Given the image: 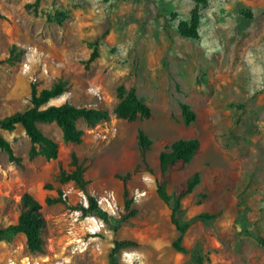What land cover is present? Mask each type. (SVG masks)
Masks as SVG:
<instances>
[{
    "label": "rangeland",
    "instance_id": "374dc122",
    "mask_svg": "<svg viewBox=\"0 0 264 264\" xmlns=\"http://www.w3.org/2000/svg\"><path fill=\"white\" fill-rule=\"evenodd\" d=\"M34 1L0 0V59L12 47L22 49L18 59L0 64V118L30 106L31 84L40 90L58 80L66 90L45 106L92 105L108 117L93 126L79 119L84 134L78 144L65 143L54 122L39 123L59 144L51 160L28 157L30 141L21 126L1 130L21 162L0 151V227L16 221L25 191L41 202L46 222L42 253L30 252L17 234L0 243V264H107L114 239L135 241L120 250L118 264H264V0H207L196 38L178 29L190 18L192 0ZM30 47L47 53V72L43 60L36 61L34 79L20 68ZM94 49L98 56L87 63ZM119 85L135 87L151 115L117 117ZM91 86L99 87L102 99L93 97ZM182 102L196 114L188 125ZM139 129L152 141L145 150L137 143ZM192 137L199 139L197 151L170 172L167 186L172 194L200 173V183L181 201L178 218L189 226L182 241L187 252H180L172 246L178 231L170 221L171 202L156 192L158 155L175 139ZM72 151L84 189L61 179L62 171L74 169ZM69 184L75 190L64 200ZM78 190L93 198L113 190L120 207L86 250L71 253L66 213L79 207ZM125 190L136 214L123 219Z\"/></svg>",
    "mask_w": 264,
    "mask_h": 264
},
{
    "label": "trees",
    "instance_id": "16d2710c",
    "mask_svg": "<svg viewBox=\"0 0 264 264\" xmlns=\"http://www.w3.org/2000/svg\"><path fill=\"white\" fill-rule=\"evenodd\" d=\"M194 7L191 10L190 18L179 22L178 29L183 37L196 38L198 36V26L201 6L207 4V0H192ZM38 0H35L33 5H37ZM27 8L31 4H26ZM4 17L0 13V18ZM59 22L62 16H56ZM22 50V49H21ZM12 47L9 50V55L0 59V64L6 61H12L19 58L20 52ZM98 56L96 49L91 53L87 63L92 62ZM66 90L65 81L58 80L49 88L38 90L35 83L31 84L30 88V106L22 111H17L12 114L0 118V151L7 153L9 161L16 163L21 162V157L16 156L10 142L2 135L1 130L13 131L18 126H21L25 134L29 138L30 147L28 157L30 159L36 156H43L47 160L58 158L59 144L53 138L46 136L39 128V123L54 122L62 133V139L65 143H80L83 139L84 131L77 126V121L83 119L88 126H93L101 120L108 117V112L98 108L77 106L69 102L61 104H50L45 106L51 99L60 96ZM118 102L114 109L117 117L132 120L137 116L147 118L151 115V107L137 93L135 87L131 86L126 89L125 86L117 87ZM183 121L185 124H190L196 119V114L187 103L180 104ZM151 139L142 130L137 133V143L141 150L147 149L151 145ZM199 139L178 138L169 144L164 145L159 152V176L156 179V192L159 197L166 203L171 202L170 221L178 231L177 237L173 240L172 246L180 252H187L182 241L185 232L189 226L188 223H181L178 218V213L181 210L182 199L190 194L194 188L200 183V173L193 172L180 186L169 194L167 190L170 181V172L173 169H181L185 164L190 162L195 152L199 147ZM71 164L74 169L70 173L61 172L62 181H74L81 189L85 188L86 179L83 176V168L78 163V157L75 151L70 154ZM124 209L128 211L123 215V219L129 218L136 214V209L131 208L132 199L127 198V191L124 193ZM88 208H83V212H98L105 221L107 220L106 213L100 211L96 205V201L92 196L88 197ZM47 203L53 202L52 199H46ZM20 213L14 223L0 227V241L11 242L17 234L25 236L27 249L34 253H42L44 251V239L42 232L45 226V217L42 213V204L30 192L25 191L20 197ZM214 214H203L200 218H213ZM135 245L132 239H114L113 247L108 253L107 264H118V253L124 247ZM195 256H198L195 254Z\"/></svg>",
    "mask_w": 264,
    "mask_h": 264
},
{
    "label": "built area",
    "instance_id": "2783aa9c",
    "mask_svg": "<svg viewBox=\"0 0 264 264\" xmlns=\"http://www.w3.org/2000/svg\"><path fill=\"white\" fill-rule=\"evenodd\" d=\"M47 53L42 50L37 49V47H30L25 53L24 58L20 63L21 71L24 73L30 74L32 79L35 78L33 67L36 61L43 60V72H47V67L44 59L46 58ZM89 91L96 99H102V93L97 86L89 87ZM91 108H98L96 106H90ZM99 109V108H98ZM106 136V135H104ZM75 190L73 184L62 190V198L64 200H69L70 193ZM78 208L68 209L66 213L69 225H68V234L69 237L66 240V245L69 247L71 253H80L88 247L91 242V239L98 237L99 232L105 225V219L98 212H83V208H88L89 205V196H86L82 190H78ZM146 191L143 190L138 192V196L145 195ZM98 209L106 213V217L110 219L115 216L118 212L119 205L116 199V194L113 190H106L104 194L100 195L97 198H94ZM79 226L84 230V234H79L76 230V226ZM87 235V238L85 237ZM5 264H14L13 261H8ZM55 264H63V262L57 261Z\"/></svg>",
    "mask_w": 264,
    "mask_h": 264
},
{
    "label": "crops",
    "instance_id": "0c3cea01",
    "mask_svg": "<svg viewBox=\"0 0 264 264\" xmlns=\"http://www.w3.org/2000/svg\"><path fill=\"white\" fill-rule=\"evenodd\" d=\"M6 226V225H5ZM22 236H23V238L25 239V236L23 235V234H21ZM2 242H5V241H0V243H2ZM25 244H26V242H25Z\"/></svg>",
    "mask_w": 264,
    "mask_h": 264
}]
</instances>
